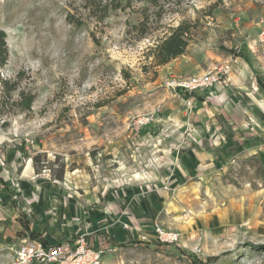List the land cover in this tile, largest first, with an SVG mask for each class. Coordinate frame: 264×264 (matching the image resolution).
<instances>
[{
	"label": "rangeland",
	"instance_id": "rangeland-1",
	"mask_svg": "<svg viewBox=\"0 0 264 264\" xmlns=\"http://www.w3.org/2000/svg\"><path fill=\"white\" fill-rule=\"evenodd\" d=\"M161 2V19L160 7L137 1L97 23L84 0H0L8 48L0 65V108L3 98L7 104L0 167L10 156L16 174L74 191L110 193L144 180L146 191L169 194L174 215L154 228L178 232L180 243H129L102 264H264V156H236L202 185L173 190L176 145L195 110L187 93L166 85L244 57L257 40L264 0ZM144 12L148 32L140 27ZM181 23L191 39L184 55L157 66L150 50ZM2 80L16 90L4 95ZM21 93L34 95L30 111L11 105ZM150 116L149 125L135 124ZM9 220L0 219V264H12L19 239Z\"/></svg>",
	"mask_w": 264,
	"mask_h": 264
},
{
	"label": "crops",
	"instance_id": "crops-1",
	"mask_svg": "<svg viewBox=\"0 0 264 264\" xmlns=\"http://www.w3.org/2000/svg\"><path fill=\"white\" fill-rule=\"evenodd\" d=\"M247 49L244 57L224 62L232 65L227 82L210 91L187 93L195 113L176 145L168 177L173 190L202 185L236 156H264V46L255 40ZM14 170L9 156L8 166L0 167V219H10L18 241L30 237L49 245L74 244L84 237L90 246L112 252L129 243L152 241L154 225L165 226L174 215L169 194L146 191L144 180L110 193L82 192L63 182L29 180ZM21 219L29 222V230ZM5 235L0 229V236Z\"/></svg>",
	"mask_w": 264,
	"mask_h": 264
},
{
	"label": "built area",
	"instance_id": "built-area-1",
	"mask_svg": "<svg viewBox=\"0 0 264 264\" xmlns=\"http://www.w3.org/2000/svg\"><path fill=\"white\" fill-rule=\"evenodd\" d=\"M258 26L256 43L258 46H264V16ZM231 72V63H218L203 74L173 77L167 80L166 85L184 93L205 92L227 82ZM153 120V116L139 118L135 124L147 126ZM154 231L162 244L178 245L181 241V235L176 231L166 230L159 225L155 226ZM11 250L12 264H102L103 258L108 253L106 248L90 246L84 237L78 238L74 244L63 242L57 245H49L42 240L25 237L13 245Z\"/></svg>",
	"mask_w": 264,
	"mask_h": 264
},
{
	"label": "trees",
	"instance_id": "trees-1",
	"mask_svg": "<svg viewBox=\"0 0 264 264\" xmlns=\"http://www.w3.org/2000/svg\"><path fill=\"white\" fill-rule=\"evenodd\" d=\"M148 2L153 6L160 7L161 11L158 14L161 19L162 14L167 11L164 6H162L161 0H84L85 10L88 12V16L95 19L97 23H103L112 12L125 11L131 9L134 3ZM183 0H175V3L180 5ZM145 11V10H144ZM70 22L76 25H82L81 21L76 22L73 20V16H69ZM153 25L150 22V17L145 12L143 14V20L141 22V28H144L146 32L149 31V26ZM190 30L185 23H181L175 28H170V32L165 34L158 44L150 50L154 57L157 66H165L177 59L178 57L184 55L190 42ZM8 58V48L6 44V34L0 29V65H5ZM4 84V95H10L16 90V83L10 84L8 80H2ZM21 99L19 102H13L11 105L20 106L23 111H30L32 104L34 102V95L21 93ZM10 101V100H9ZM7 104L5 99H2L1 108L2 111ZM22 226L25 230L30 229V224L28 221L20 220ZM123 247V246H122Z\"/></svg>",
	"mask_w": 264,
	"mask_h": 264
}]
</instances>
